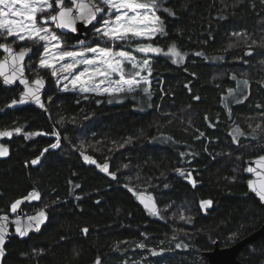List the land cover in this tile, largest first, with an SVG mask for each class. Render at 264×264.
<instances>
[{
	"label": "trees",
	"instance_id": "1",
	"mask_svg": "<svg viewBox=\"0 0 264 264\" xmlns=\"http://www.w3.org/2000/svg\"><path fill=\"white\" fill-rule=\"evenodd\" d=\"M164 7L175 16L157 13L167 35L151 43L165 51L174 43L186 55L182 64L151 56V99L142 92L85 99L55 91L47 81L43 113L31 106L10 109L20 88L0 82V130L22 129L7 142L9 157L0 160V215L17 200L20 212L43 207L48 215L36 233L23 239L10 233L2 264H95L97 258L101 264H207L204 252L215 243L230 246L264 222V208L248 193L243 175L245 160L264 154V2L164 0ZM34 57L33 49L29 60ZM244 80L248 87L237 89ZM237 127L244 135L233 143L229 133ZM53 132L60 133L57 149L49 148ZM27 133L45 135L26 139ZM82 151L107 163L116 179L86 163ZM128 187L153 197L159 216L142 209ZM33 191L40 199H25ZM206 200L212 204L203 212ZM237 258L264 264V237L245 245Z\"/></svg>",
	"mask_w": 264,
	"mask_h": 264
},
{
	"label": "snow or ice",
	"instance_id": "2",
	"mask_svg": "<svg viewBox=\"0 0 264 264\" xmlns=\"http://www.w3.org/2000/svg\"><path fill=\"white\" fill-rule=\"evenodd\" d=\"M161 10L169 16H175L170 8L164 7V0H0V39L4 41L0 42V52L3 53L0 58V81L5 86H12L17 82L23 86L19 99H13L8 106L32 102L41 109L45 108L40 96V91L45 86V81L39 71L41 69L50 72L61 92L80 94L85 99L88 98L87 94L98 96L106 94L109 97L120 99L138 92H142L151 99L149 77L152 75V68L149 55L162 54L171 57L173 64L184 63L186 55L182 54L174 43L167 51L151 43L157 36L167 35L164 20L157 14ZM94 23L99 26L94 27L93 35L102 41V44L95 46L80 39L76 45L69 48L62 35H58L56 31L75 34L78 32V24L88 28ZM232 35L239 37L244 34L233 32ZM9 38L14 39L9 42ZM25 41L28 42L27 45H24ZM145 41L148 42L145 43ZM17 44L21 45L19 50L14 47ZM37 45L42 47V51L38 50L36 78L30 81L25 75L28 67L25 61L32 53L33 46ZM117 45H121V47L117 48ZM229 47L232 45L230 44ZM134 53H141L142 57L138 58ZM245 54L251 55L252 53L246 52ZM195 55L203 56L204 54L196 52ZM77 69L80 70L77 71ZM232 79H235V76ZM241 84L244 88L248 87L247 80L238 81L237 89ZM185 87L187 88L188 85ZM235 91L229 89V96L234 95ZM195 99L199 100V97L197 96ZM244 99H247V96H244ZM222 100L225 101L224 107L230 116L231 109L228 108L227 98L222 97ZM111 102L110 99L109 103ZM242 102V100H236V103ZM209 127H213V125L209 124ZM260 127L258 124L252 131L255 132ZM14 131L19 134L22 129L16 128ZM12 134L11 131H0V137H11ZM53 134L56 136V142L51 143L49 148L57 149L61 146L60 133L53 132ZM33 135H45V133H27L25 138ZM200 135L203 136V133ZM229 135L232 136L233 143H238V137L243 136L244 133L237 127ZM49 148H45L44 152H48ZM80 148L83 149V144L80 145ZM6 154L7 149L0 147V156ZM43 154L41 153V156ZM81 155L86 163L95 164L101 172L116 179L115 173H108L107 163L97 164L91 156L85 155L83 151ZM180 155L183 157L188 154L181 153ZM39 162L40 157H37L31 161V164L37 165ZM252 163L256 167L250 165L245 171L260 176L261 181L257 185L252 179H249L248 187L252 193H255L259 201L264 203V156L258 157ZM257 168L261 171L257 172ZM177 171L181 176L185 175L183 170L177 169ZM188 176H191L190 172ZM190 182L195 186V181ZM75 187L79 188L80 185H75ZM128 191L137 195L131 187H128ZM25 199L38 200L40 196L38 192L33 191ZM76 199H80V197H76ZM138 199L151 215L159 216L160 212L151 196L147 197L146 202L143 193H141ZM21 203V200L14 202L11 205V211L15 213ZM211 204V200L201 201L200 207L205 209ZM28 219L31 222L26 225L21 224L19 219L14 222L17 234L24 236L33 228L39 231L47 217L43 211H40L36 216ZM180 219L187 224L192 222L190 216L185 217L183 214L180 215ZM8 220L7 215L0 216V257L5 255L3 246ZM82 232L86 235L88 229L83 228ZM173 239L176 237L173 236ZM181 246V244H176L177 248ZM137 247L143 249L146 245L140 243ZM149 251L152 255L158 254L153 249ZM162 251L163 249H161ZM95 264H101V260L97 258Z\"/></svg>",
	"mask_w": 264,
	"mask_h": 264
},
{
	"label": "water",
	"instance_id": "3",
	"mask_svg": "<svg viewBox=\"0 0 264 264\" xmlns=\"http://www.w3.org/2000/svg\"><path fill=\"white\" fill-rule=\"evenodd\" d=\"M95 26H96V23H94L93 25H89L88 28H84L82 24H78L77 25L78 32L75 33V34H73L71 32L61 33L59 30H56V31H57L58 34L70 36L71 39L80 40V39H83L85 37L86 33L89 32ZM2 42H4V41H2ZM16 49L19 50L18 48H16ZM0 53H1V58H2L3 53L2 52H0ZM31 55H32V53L29 54V58L31 57ZM149 56H152V54H150ZM29 58H26L25 63L27 62V60ZM25 75L27 76L26 71H25ZM35 78H36V76H34L32 78H29V80L31 81V80H33ZM43 79L45 81V86L41 89L40 96H41V102L45 105L44 93H45L46 88H47V80H46L45 77H43ZM0 82L3 85L2 81H0ZM3 86L6 87V88H13L15 86H18L20 88V91L18 92L17 97L15 99H17V100L19 99L20 92L22 91V88H23V86L19 85V82H17V84L12 85V86H5V85H3ZM25 106H31V107H33V108H35V109H37V110H39V111H41L43 113L46 112V105H45L44 109H41L38 105H36L35 103H32V102H29V103H26V104H23V105L17 104L15 106L10 107V109L21 108V107H25ZM16 128H19V127H16ZM16 128L0 130V131H11L13 133L11 137H0V147H3V148L7 149V154L5 156H0V160H5V159H7L9 157L10 149H9V145L7 144V142L10 141L13 136H19V135L22 134V131L19 134L15 133L14 129H16ZM260 156H264V154H260V155H257V156H254V157H251V158H248V159L245 160L244 167H243V175L247 177L245 185H246V189H247L248 193L251 194L254 197V199L258 202V204L262 208H264V203H261L259 201L258 197H256L255 193H252L249 190V187H248L249 179H252L258 185L260 183V181H261V177L255 175L254 173H248V172L245 171V169L247 167H249L250 165L253 166V167H256V165L253 164L252 162L255 161ZM256 170H257V172L261 171L259 168H257ZM141 193H143V198L146 200V202H147V197L150 196V195H148V194H146L144 192H137L136 193L137 195H135V200H136L137 204L142 209L146 210L145 207H144V204H142L140 202V199H138V196ZM152 201L156 204V207L158 209L157 202H156V200L153 197H152ZM40 211H43L45 213L46 217H47V219L44 221V223H42L41 226H40V230H41V228L48 221V215H47V212L44 209H41V210H39L36 213L30 214V215H26V216H22L20 214L21 213L20 211L17 212L16 216H9V215H7L5 213L1 214L0 216L7 215L8 218H9L8 225H7V233L5 235V244H4L3 247H5V245L7 243V240H8V237H9L11 232L13 233L14 236L18 237L19 239H23L29 234H33V233L38 232V231H36L33 228V229H30L27 232L26 235L21 236V235L16 233V231H15L16 224L14 222L17 219H19L21 224L26 225V224L31 222V221H29L28 218L32 217V216H36L37 213H39ZM146 211H148V210H146ZM263 237H264V222L257 229H255L254 231L249 233L247 236L243 237L242 239L238 240L237 242H235L234 244H232L230 246L220 247V246H218L217 243H215L211 250L204 252V257L206 258L207 264H242L238 260L237 257H238V254L243 249V247L245 245H247L248 243H251V242H253V241H255V240L259 239V238H263ZM2 260H3V257H0V264H2Z\"/></svg>",
	"mask_w": 264,
	"mask_h": 264
},
{
	"label": "rangeland",
	"instance_id": "4",
	"mask_svg": "<svg viewBox=\"0 0 264 264\" xmlns=\"http://www.w3.org/2000/svg\"><path fill=\"white\" fill-rule=\"evenodd\" d=\"M96 26H99L98 24L96 25ZM95 26V27H96ZM93 30H94V28L90 31V33L88 34V39H85V38H83L84 40H86L87 42H89L92 46H95V45H97V44H102V41H100V40H98L94 35H93ZM58 34V33H57ZM58 35H60V34H58ZM62 37H63V39L67 42L66 43V46L67 47H69V48H71L72 46H74V45H76L77 44V42L79 41H76V42H72V41H68L66 38H65V36L64 35H62ZM11 39H14V38H9V42L11 41ZM148 41H145V43H147ZM28 44V42L27 41H25L24 42V45H27ZM17 45H19V44H17ZM21 45H19V47H20ZM117 48H120L121 47V45H117L116 46ZM33 49L35 50V57L33 58V59H31V60H29L28 61V63H27V65H28V67H27V69L28 70H30V71H32V74L33 75H35L36 76V66H37V64H38V59H39V56H38V50L39 51H42V47H40V46H33ZM130 50V49H129ZM134 55H136L138 58H140V57H142V54H141V56H139V55H137L136 53H134ZM149 59L150 60H152V57L151 56H149ZM80 69H77V71H79ZM40 71V74L43 76V77H45L46 78V80L48 81V82H50V84L52 85V87H53V89L55 90V91H60L59 90V88H57V86H56V84H55V80H54V78L51 76V74H50V72H48L47 70H44V69H41V70H39ZM66 74V73H65ZM144 75H146V73H143ZM150 79V78H149ZM19 208H20V206L18 205V207H17V211L15 212V213H13L12 211H11V209L8 211V212H6L5 214H7V215H9V216H16L17 215V212L18 211H20L19 210ZM208 207H206L205 209H202L201 207H200V209L204 212L206 209H207ZM41 209H45V208H43V207H39V208H37L36 210H34L33 212H31V213H27V212H24V211H21V215L22 216H26V215H30V214H33V213H36V212H38L39 210H41Z\"/></svg>",
	"mask_w": 264,
	"mask_h": 264
},
{
	"label": "flooded vegetation",
	"instance_id": "5",
	"mask_svg": "<svg viewBox=\"0 0 264 264\" xmlns=\"http://www.w3.org/2000/svg\"><path fill=\"white\" fill-rule=\"evenodd\" d=\"M96 25H97V24H96ZM93 28H94V27H93ZM93 28H92V29H93ZM92 29H91V30H92ZM60 35H61V34H60ZM64 36H68V35H64ZM68 37L70 38V36H68ZM70 39H71V38H70ZM74 40H75V39H74ZM32 53H33V52H32ZM28 60H29V59H28ZM28 60H27V61H28Z\"/></svg>",
	"mask_w": 264,
	"mask_h": 264
}]
</instances>
